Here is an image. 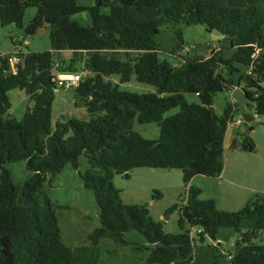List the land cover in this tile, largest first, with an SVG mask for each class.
<instances>
[{
	"label": "trees",
	"instance_id": "1",
	"mask_svg": "<svg viewBox=\"0 0 264 264\" xmlns=\"http://www.w3.org/2000/svg\"><path fill=\"white\" fill-rule=\"evenodd\" d=\"M262 4L264 0H229L228 5L220 0H96L84 6L77 0H0L3 26L24 27L26 9L36 7L25 31L33 35L48 26L51 39V49L18 53L17 74L9 63L14 52L4 54L0 64V264H97L100 239L130 230L149 242L147 264H191L196 241L217 240L223 229L238 233L232 264H264V244L254 241L264 230V198L256 196L237 211L221 210L214 199H200L202 190L191 185L196 175L217 177L224 170V138L240 106L228 102L222 117L213 116L209 107L216 93L235 87L232 76L240 68L238 84L250 87L249 99L264 114ZM84 11L91 25L74 18ZM177 24H200L225 35L217 42L228 41L232 55L225 57L222 46L179 67L161 60L156 37L162 26ZM67 50L73 54L66 55ZM78 55L91 75L74 88L76 103L85 106L90 119L69 117L54 127L55 71L73 72ZM134 74L140 82L161 87L162 94L132 93L111 80L119 75L120 83L129 82ZM13 89L33 96L34 105L22 120L6 116ZM187 92L198 94L202 103H188ZM177 106L179 113L165 116ZM136 116L141 123L156 122L160 137L146 139L134 130ZM244 135L233 137L230 148L256 151L254 140ZM81 155L90 162L81 175L100 206L101 226L89 235L90 245L72 247L64 242L56 207L43 189L48 173L55 177L68 164L78 169ZM21 160L32 174L16 185L6 164ZM138 167L183 171L185 189L169 209L179 215L178 232H167L146 204L123 201L114 177L130 178ZM162 196L154 189V198Z\"/></svg>",
	"mask_w": 264,
	"mask_h": 264
},
{
	"label": "rangeland",
	"instance_id": "2",
	"mask_svg": "<svg viewBox=\"0 0 264 264\" xmlns=\"http://www.w3.org/2000/svg\"><path fill=\"white\" fill-rule=\"evenodd\" d=\"M78 1L84 6L91 4L89 3L90 0ZM220 1L223 5H228L229 3V0ZM262 6L264 7V4ZM108 10V8L105 9V11ZM36 13V7L26 9L24 16L25 26L31 22ZM74 18L83 25L92 24L91 16L87 11L74 15ZM25 26L18 27L15 24L3 26L0 23V54L15 52L18 43L22 46L24 52L42 51L51 47L50 27L45 30L41 29L36 34L29 35L25 31ZM26 39L30 42L29 45H26ZM156 42L160 59L167 60L174 67L181 66L188 59L209 57L216 44L225 46L226 49L222 50L225 57H229L233 53L232 50L227 49L231 47L228 41L217 42L212 38L211 33L200 24L190 26L185 24L164 25L156 37ZM106 54L111 56L112 53L108 51ZM135 55V53L130 54L133 57ZM122 56H125L123 52ZM84 67V62L81 56L78 55L73 62V72L82 73V79L87 75H91L90 72L84 70ZM243 71L244 68H240V72L232 76L235 84L234 88L219 91L214 95L212 106L216 116L222 117L227 103L233 100L231 91L240 86L238 84L239 76ZM55 72L59 77L60 73L57 70ZM64 73H70V71ZM111 80L118 83L122 90L132 93L157 92L155 86L138 81L135 74L132 75L129 82L120 83L119 75H112ZM8 96L12 107L6 116L22 120L25 113L34 105L31 94L26 89H14L8 92ZM184 97L190 104L202 103L199 95L194 92H187ZM76 102L77 98L73 88L57 87L56 97L52 104V123L54 127L58 122L66 121L69 117L84 121L90 119L85 106ZM248 104V111L255 114V120L249 125H245L244 120H242V123L237 125L236 121L239 115L245 112L240 107L238 111L233 113V120L225 134L224 159L227 165L226 176L222 179L221 176L212 177L200 174L196 175L191 181L192 186L199 187L202 190L199 196L200 199L216 200L217 207L221 210L231 209V211H237L256 196L264 197L261 192L254 193L249 191L248 194L252 198L250 200L247 199L244 203L236 205L231 204L228 200V198H231L229 196L230 191L233 189L243 190L242 187L246 186L245 183H250L253 180V186H257L261 182L264 183V176L262 175L264 174V168L258 171V175L256 172L258 162L264 163V114L256 112L254 101L249 100ZM180 111V107H173L166 112L165 116H172ZM133 128L146 139L156 140L160 137V127L156 122L141 123L136 116ZM248 128L251 129L250 132H247ZM244 133H248L254 140L257 145L256 151L247 152L230 148L231 139L235 136L243 139L245 137ZM238 155L240 156L238 157ZM79 163L78 169L68 164L55 177L48 173L43 189V192L48 195L56 207L63 240L68 246L72 247L90 245L89 235L101 226L100 206L94 192L84 186L81 175L90 168L88 157L81 155ZM6 167L10 169L12 180L16 185H23L32 174L24 160L7 163ZM130 174V178L122 174H116L114 177V184L125 190V196L124 198L122 197L123 201L128 204L138 202L146 204L154 219L165 222L166 226L168 224L167 228L178 232L179 215L176 211L169 212V209L177 202L180 194L185 189L183 171L177 168L138 167L134 168ZM239 175L245 180L244 183L239 179ZM235 177H238L240 185L232 182V180H237ZM231 178L232 180L230 181ZM139 187L144 190L136 189ZM154 189L161 190L163 196L154 198ZM222 233L220 245L212 238H208L205 243L197 240L196 244L199 245L200 249L195 253L191 264H215V250L222 251L217 264H221V259L223 262L228 260L230 258L229 254L235 251L238 233L234 229H227ZM254 241L258 244H264V230L258 232ZM149 245L146 237L136 230L103 236L98 243L97 264H147Z\"/></svg>",
	"mask_w": 264,
	"mask_h": 264
},
{
	"label": "crops",
	"instance_id": "3",
	"mask_svg": "<svg viewBox=\"0 0 264 264\" xmlns=\"http://www.w3.org/2000/svg\"><path fill=\"white\" fill-rule=\"evenodd\" d=\"M78 1V0H77ZM95 2H96V0H90L89 1V3H91L90 5H93V4H95ZM78 3H79V1H78ZM80 4V3H79ZM82 5V4H81ZM48 28V26L47 27H43L42 28V30L44 29H47ZM41 30V29H40ZM16 41V43H18L17 42V40H15ZM26 41H28V39H26ZM29 42V41H28ZM26 43V42H25ZM30 44V42L28 43V44H26V45H29ZM223 45H219V44H216L215 45V47L213 48V49H219L220 47H222ZM16 51L15 52H17V51H22V52H24L23 51V48H22V46L18 43L17 45H16ZM49 49H51V47L49 48ZM29 52V51H28ZM11 53H13V52H11ZM14 90V89H13ZM231 93H232V91H231ZM30 94V93H29ZM31 98H33V96L31 95ZM12 104V103H11ZM240 155H238V157H239ZM239 159V158H238ZM238 164V163H237ZM259 164H261V166H259ZM256 166H258L257 168L258 169H256V172H257V175H258V171L259 170H261V169H263L264 168V163H260V162H258V164L256 165ZM226 167H227V165H226V161H225V159H224V170H223V172H222V174L220 175L221 176V178L223 179L225 176H226ZM262 174V173H261ZM263 176H264V174H262ZM235 178H237V180H232V178L230 179V181L232 180V182H234L235 184H237V185H240V181H239V179L241 180V182L242 183H244V179L242 178V176L241 175H239V179H238V177H235ZM192 181V180H191ZM254 182V180L253 181H251L250 183H245L246 184V186H244V187H242V186H240V187H242V189L243 190H236V189H233L232 191H230V193H229V196L231 197V198H228V200H229V202L232 204H238L239 205V203H244L247 199L248 200H250L251 198H252V196L251 195H249L248 194V192L249 191H251V192H254V193H257V192H261L262 194H264V183L263 182H261L260 184H258L257 186H253L252 185V183ZM136 189H138V190H144L142 187H139V188H136ZM122 190V189H121ZM121 195H122V197L124 198V196H125V190H122V192H121ZM181 195V194H180ZM246 196V197H245ZM248 197V198H247ZM122 198V199H123ZM264 198V197H263ZM178 201V200H177ZM216 201V200H215ZM139 204H143L142 202H138ZM231 210V209H230ZM164 227H165V230L167 231V232H174V230L172 229L171 230V228H167L168 227V224H167V226H166V224H165V222H164ZM224 230H227V229H223V230H221L220 232H219V235H218V239L217 240H215L219 245H220V236H221V234H223L222 232L224 231ZM200 249V247H199V245H197L196 244V246L194 247V255H195V253L198 251ZM214 253L216 254L215 255V260H216V262H215V264H217V263H219V258H220V256L222 255V251H219V250H215L214 251ZM229 256H230V258L228 259V260H225V262H223V260L221 259V264H232V262H231V254H229ZM193 260H194V257H193Z\"/></svg>",
	"mask_w": 264,
	"mask_h": 264
},
{
	"label": "water",
	"instance_id": "4",
	"mask_svg": "<svg viewBox=\"0 0 264 264\" xmlns=\"http://www.w3.org/2000/svg\"><path fill=\"white\" fill-rule=\"evenodd\" d=\"M207 30L211 33L212 38L216 41L218 40H222L225 38V35L223 34H218L216 32H214L211 28H207ZM66 55H72L73 54V50H67L65 52ZM250 88L249 86H238L237 88H235L232 91V99L233 101L237 102L239 104L240 107H242L245 112L242 113V116L244 117V122L245 125H249L251 122H253L255 120V114H253L252 112L248 111L249 109V104L248 101L250 100L247 94V89ZM157 94L161 95L162 94V89L161 87L158 88L157 90ZM211 113L213 114V116L215 115V111H214V107L211 105L209 107ZM251 129L248 128L247 132H250ZM151 246H153L154 248L156 247V244H151ZM174 264V262L172 263Z\"/></svg>",
	"mask_w": 264,
	"mask_h": 264
},
{
	"label": "built area",
	"instance_id": "5",
	"mask_svg": "<svg viewBox=\"0 0 264 264\" xmlns=\"http://www.w3.org/2000/svg\"><path fill=\"white\" fill-rule=\"evenodd\" d=\"M26 44H28V41H26ZM260 49L257 50V53H259ZM22 51H17L14 52V54L9 56V63L11 66V70L14 74L18 73V69H17V64L20 61V57L18 55V53H20ZM4 54H0V64L2 61V56ZM82 81V73H78V72H70V73H60L59 77H58V84L61 87H65V88H76L79 86L80 82ZM242 120H244V117L242 116V114L239 115L236 124L240 125L242 123ZM231 121L229 122L230 125ZM228 125V126H229Z\"/></svg>",
	"mask_w": 264,
	"mask_h": 264
}]
</instances>
